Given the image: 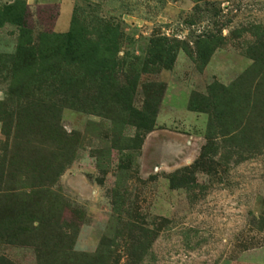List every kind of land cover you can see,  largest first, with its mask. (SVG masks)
<instances>
[{"label": "rangeland", "instance_id": "rangeland-1", "mask_svg": "<svg viewBox=\"0 0 264 264\" xmlns=\"http://www.w3.org/2000/svg\"><path fill=\"white\" fill-rule=\"evenodd\" d=\"M0 264H264V0H0Z\"/></svg>", "mask_w": 264, "mask_h": 264}]
</instances>
